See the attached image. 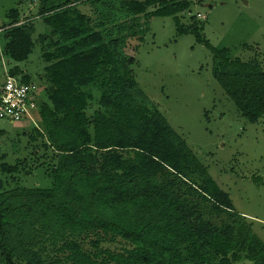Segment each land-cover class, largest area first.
Wrapping results in <instances>:
<instances>
[{
  "label": "trees",
  "instance_id": "16d2710c",
  "mask_svg": "<svg viewBox=\"0 0 264 264\" xmlns=\"http://www.w3.org/2000/svg\"><path fill=\"white\" fill-rule=\"evenodd\" d=\"M88 2L92 14L77 6ZM190 5L43 0L38 16L49 30L37 41L47 63L46 98L39 102L36 93L39 123L28 137L41 138L38 166L52 183L20 184L27 159L10 164L0 154L7 175L0 179V264H264V240L184 137L140 96L135 57L127 53L132 38H143L142 16H173L177 35L191 31L211 49L213 76L242 115L264 118L263 68L214 47L195 16L185 25ZM7 17L3 53L25 61L35 24L16 9ZM8 72L32 82L18 65ZM117 239L120 247L103 246Z\"/></svg>",
  "mask_w": 264,
  "mask_h": 264
},
{
  "label": "rangeland",
  "instance_id": "374dc122",
  "mask_svg": "<svg viewBox=\"0 0 264 264\" xmlns=\"http://www.w3.org/2000/svg\"><path fill=\"white\" fill-rule=\"evenodd\" d=\"M187 1L191 5L182 16L185 25L195 16L203 36L214 47L227 48L230 57L252 61L264 70V0ZM42 2L0 0V26L9 21L7 14L16 9L20 19L30 18L36 27L34 48L22 62H14L3 53L7 40L5 31H0V84L6 77L5 68L18 65L38 85L39 102L46 98L47 63L37 39L49 30L38 16ZM77 6L92 14L90 2ZM158 7L153 5L148 11ZM141 22L146 28L143 38H132L127 47V53L135 57L133 69L140 96L156 105L184 137L199 161L229 194L234 208L248 217L253 230L264 240V118L251 122L242 115L213 76L215 60L211 49L198 42L195 33L177 35L173 16L147 14ZM86 112L92 118L94 108ZM33 127L30 120L13 123L0 119V154L6 153L4 161L10 164L18 158L27 159L17 176L20 184L50 186L52 178L46 167L38 166L45 161L42 140L29 143L28 134L34 132ZM6 177L0 170V179ZM103 246L114 249L121 243L117 239Z\"/></svg>",
  "mask_w": 264,
  "mask_h": 264
},
{
  "label": "built area",
  "instance_id": "2783aa9c",
  "mask_svg": "<svg viewBox=\"0 0 264 264\" xmlns=\"http://www.w3.org/2000/svg\"><path fill=\"white\" fill-rule=\"evenodd\" d=\"M5 76V80L0 84V119L13 123L30 120L37 124L38 85L35 82H22L19 77L11 75L7 67Z\"/></svg>",
  "mask_w": 264,
  "mask_h": 264
},
{
  "label": "crops",
  "instance_id": "0c3cea01",
  "mask_svg": "<svg viewBox=\"0 0 264 264\" xmlns=\"http://www.w3.org/2000/svg\"><path fill=\"white\" fill-rule=\"evenodd\" d=\"M0 57L2 58V56H0ZM1 58H0V59H1Z\"/></svg>",
  "mask_w": 264,
  "mask_h": 264
}]
</instances>
